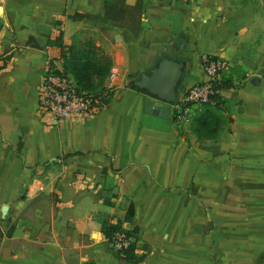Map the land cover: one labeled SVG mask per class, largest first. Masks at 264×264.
<instances>
[{
    "label": "crops",
    "instance_id": "obj_1",
    "mask_svg": "<svg viewBox=\"0 0 264 264\" xmlns=\"http://www.w3.org/2000/svg\"><path fill=\"white\" fill-rule=\"evenodd\" d=\"M60 32L110 60L115 90L48 123L36 92ZM202 54L227 60L230 86L198 136L205 110L179 128L130 85L166 69L178 98L205 80ZM105 220L134 232L138 264H256L236 253L264 244V0H0V264H130Z\"/></svg>",
    "mask_w": 264,
    "mask_h": 264
},
{
    "label": "built area",
    "instance_id": "obj_2",
    "mask_svg": "<svg viewBox=\"0 0 264 264\" xmlns=\"http://www.w3.org/2000/svg\"><path fill=\"white\" fill-rule=\"evenodd\" d=\"M46 62V69L36 92L37 110L46 122L81 120L98 113L106 106L109 96L105 93L97 95L77 89L73 77L64 70L61 59L48 55ZM201 68L205 80L191 84L169 105L171 119L179 128L191 121L197 107L217 102L216 85L220 83L229 64L217 54H202ZM115 78L116 71L112 69L108 75L110 84L105 86L106 91L114 92ZM107 241L111 250L120 255L135 243V239L123 230L115 231Z\"/></svg>",
    "mask_w": 264,
    "mask_h": 264
},
{
    "label": "trees",
    "instance_id": "obj_3",
    "mask_svg": "<svg viewBox=\"0 0 264 264\" xmlns=\"http://www.w3.org/2000/svg\"><path fill=\"white\" fill-rule=\"evenodd\" d=\"M48 44L59 48L62 66L64 70L73 77L79 91L97 95H103L105 93L109 97L112 95V92L106 91L103 85L104 79L110 69V60H108L107 57H101L93 43L85 42L79 46L76 44L66 45L62 40V32H60L54 39L49 40ZM228 86L230 85L221 82L216 85V89L220 90ZM215 99L217 102L213 105L203 104L200 106L201 110L206 111L207 116L203 118L199 117L196 121L194 131L198 136L202 135V133L210 135L211 133L217 132L221 118L214 112L209 111L212 107L218 108L217 106L220 104L218 103V94ZM133 215L134 208L131 204L126 212L124 220L131 221ZM100 229L107 239L110 238L115 231L123 230L120 226V222L111 225L107 220L101 223ZM12 230L13 227H10L6 235L7 237L11 236ZM124 232L131 236L134 235V232ZM135 232H137V229H135ZM135 248V244L133 243L124 250L122 257H120L118 253H115V255L122 258L127 263L138 264L145 258V252L136 253Z\"/></svg>",
    "mask_w": 264,
    "mask_h": 264
},
{
    "label": "water",
    "instance_id": "obj_4",
    "mask_svg": "<svg viewBox=\"0 0 264 264\" xmlns=\"http://www.w3.org/2000/svg\"><path fill=\"white\" fill-rule=\"evenodd\" d=\"M130 87L146 97V112L163 118L167 117L169 105L177 98L174 95V74L166 69H158L149 77L134 80Z\"/></svg>",
    "mask_w": 264,
    "mask_h": 264
},
{
    "label": "rangeland",
    "instance_id": "obj_5",
    "mask_svg": "<svg viewBox=\"0 0 264 264\" xmlns=\"http://www.w3.org/2000/svg\"><path fill=\"white\" fill-rule=\"evenodd\" d=\"M259 238H261V242H264V237L262 238L261 236H259ZM261 245L262 246L259 251H246V252L236 253V254L241 255L242 259H246V258L254 259V261H256L255 262L256 264H264V244L261 243ZM215 260L217 259L215 258Z\"/></svg>",
    "mask_w": 264,
    "mask_h": 264
}]
</instances>
